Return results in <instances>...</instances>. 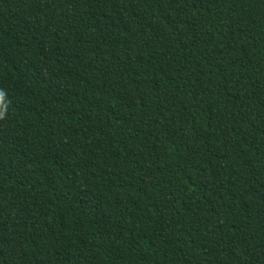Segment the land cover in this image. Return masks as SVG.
Listing matches in <instances>:
<instances>
[{"label":"trees","instance_id":"16d2710c","mask_svg":"<svg viewBox=\"0 0 264 264\" xmlns=\"http://www.w3.org/2000/svg\"><path fill=\"white\" fill-rule=\"evenodd\" d=\"M0 264H264V0H0Z\"/></svg>","mask_w":264,"mask_h":264}]
</instances>
